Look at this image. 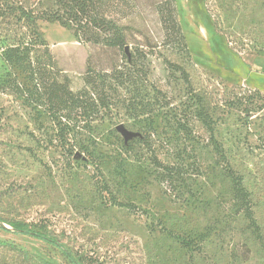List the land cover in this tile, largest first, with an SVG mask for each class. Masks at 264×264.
<instances>
[{"label": "rangeland", "instance_id": "1", "mask_svg": "<svg viewBox=\"0 0 264 264\" xmlns=\"http://www.w3.org/2000/svg\"><path fill=\"white\" fill-rule=\"evenodd\" d=\"M174 1L195 88L207 89L220 104L232 91L239 99L235 108L217 112L212 130L192 116L185 134L167 128V138L160 134L165 123L158 116L153 128L159 138L152 137L157 141L147 152L139 138L148 127L126 126L138 135L125 143L111 123L138 120L130 112L101 111L102 119L92 122L96 145L89 143V154L74 149L73 155L55 138L58 128L42 108L23 105L8 88L0 92V154L12 172L14 193L0 206V216L26 220L63 246L0 226V264H71L63 251L89 264H264V101L246 98L254 91L264 94V0ZM142 2L132 23L147 26L149 41L159 44L158 2ZM40 27L61 71L52 79L66 76L73 92L86 87L88 65L118 60L75 42L56 23ZM161 60H153L149 80L170 97L176 77ZM197 93L196 88L190 94L188 109L200 116ZM251 103L262 104V110L251 112L246 123L243 107ZM154 156L172 161L174 183L160 179L149 160Z\"/></svg>", "mask_w": 264, "mask_h": 264}, {"label": "trees", "instance_id": "2", "mask_svg": "<svg viewBox=\"0 0 264 264\" xmlns=\"http://www.w3.org/2000/svg\"><path fill=\"white\" fill-rule=\"evenodd\" d=\"M142 1L0 0V60L2 62L0 92L8 88L11 96L22 100L23 105L42 108L47 120L54 128H58L55 138L67 145V150H70L71 154L74 152L73 155L77 154V151H72L74 149L78 150L79 154H89L91 148L89 143L96 145L94 133L97 124L93 125L92 122L102 119L101 111L114 115L122 111L133 114L132 121L138 120L137 123L127 119H124V124L111 123L116 131L119 125L124 126L134 134L133 137L138 133L127 127H136L140 123L145 125L144 128L148 127L143 132L142 138H139L142 151L147 152L153 142L157 141L154 138H159L153 128L156 117L160 116L165 123L160 134L166 138L169 134L165 130L167 128L168 131L174 130L185 134L192 116L199 120L197 122H200L201 127L212 130L217 120L216 113L235 108L236 100H239L235 99L236 93L231 91L220 104L207 89L205 91L202 86L196 85L198 93L194 95V102L198 107L197 112L203 111L199 113L200 116L198 113L193 115L189 111L190 94L196 88L192 77L194 73L188 70L191 54L177 20L175 1L156 0L162 32L159 44H152L149 41L147 26H137L132 23V19L139 15L136 11L138 12L142 7ZM41 23H56L71 31L75 42L90 45L100 51H108L113 56L118 55V60L115 58L105 65L96 64V67L88 65L83 79L86 87L81 91L73 92L68 87L66 76L61 82L52 79L54 74L59 75L61 71L44 39ZM214 27L219 31L217 25ZM131 44L133 46L130 50ZM155 55L161 56V63L165 69L176 77V81L171 84L174 95L170 97L162 88L149 80ZM91 60L92 57L89 58V64ZM20 76H23V79H20ZM166 86L164 87L168 88ZM253 97L261 103L264 101V94L259 91H254L246 98L249 100ZM260 110L262 104L251 103L250 107L244 106L246 123L252 115L251 112ZM2 113L3 110L0 109V132L4 127V123H1ZM27 134L34 136L32 133ZM133 137L127 141L123 138L124 142L127 143ZM3 145L0 137V148ZM143 155L147 154H142L139 159L145 160ZM149 160L156 169L160 170L161 180L168 179L171 184L175 182L170 175L172 161L170 163L169 157L163 156L162 160H159L154 156L152 159L149 157ZM11 173L4 156L0 154V206L4 202H9L14 194L13 185L9 181ZM233 180L236 187L240 188L239 178L234 177ZM103 190L108 192L105 186ZM238 190L242 195L241 199L247 202L246 195L241 189ZM113 200L116 202L115 196ZM3 225L17 234L29 235L63 249L55 238L33 230V224L26 220L0 216V226ZM63 254L71 264H89L82 260V257H79L80 261L74 258L70 252L63 251Z\"/></svg>", "mask_w": 264, "mask_h": 264}, {"label": "water", "instance_id": "3", "mask_svg": "<svg viewBox=\"0 0 264 264\" xmlns=\"http://www.w3.org/2000/svg\"><path fill=\"white\" fill-rule=\"evenodd\" d=\"M117 131L122 135V137L125 139V141H127L129 138H131V137L134 136V134H132L131 132H129L128 130H126V129L124 128V126H122V125H119V126L117 127ZM3 226H4L5 228L11 230V228H9V227H7V226H5V225H3Z\"/></svg>", "mask_w": 264, "mask_h": 264}]
</instances>
